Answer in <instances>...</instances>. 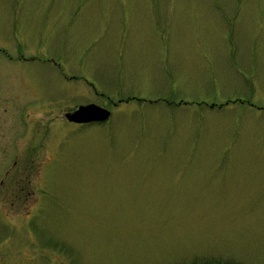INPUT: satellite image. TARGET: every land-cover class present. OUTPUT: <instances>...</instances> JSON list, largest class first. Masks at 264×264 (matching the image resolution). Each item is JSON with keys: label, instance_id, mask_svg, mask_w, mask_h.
<instances>
[{"label": "rangeland", "instance_id": "rangeland-1", "mask_svg": "<svg viewBox=\"0 0 264 264\" xmlns=\"http://www.w3.org/2000/svg\"><path fill=\"white\" fill-rule=\"evenodd\" d=\"M0 142V264H264V0H0Z\"/></svg>", "mask_w": 264, "mask_h": 264}, {"label": "flooded vegetation", "instance_id": "flooded-vegetation-1", "mask_svg": "<svg viewBox=\"0 0 264 264\" xmlns=\"http://www.w3.org/2000/svg\"><path fill=\"white\" fill-rule=\"evenodd\" d=\"M91 104L97 105V104L92 103V102L85 103V104L78 105V106H77V104H75V106H74L75 108L72 111H67V112L65 111L66 109L64 107V111H63V116L64 117L63 118H65L64 121H66V122H62V121L60 122V118L54 116L53 117V119L55 120V123L54 124H58L60 122L61 123V126L63 128L65 126H70V125H73L75 128H77V126L87 127L88 125H96V124L105 123V122H107L111 118L112 112H111L110 109H108V111L110 112V116L105 121H101V122H88V123H76V122H72V121L69 120V118H68V115L69 114H72V113L76 112L78 110V108L81 107V106H87V105H91ZM97 106H99V105H97ZM99 107H101V106H99ZM101 108H104V107H101ZM105 109H107V108H105ZM33 141H34V137L31 139V142H33ZM1 148H2V143L0 142V154H1L0 161L2 160V157H4L3 158V160H4L5 159V156H7V155H8V157L11 156L10 161L13 160L14 167H17L19 165V160L20 159H21V161H24L25 160L26 163H27V161L32 158V150H30V149H36L37 148L36 149L37 152H42V153H48L49 149H55L54 148V143L51 144V142H43V143H41V146L40 147H36V148H30L29 146L20 147V148H18V147H16V148L6 147V148H4V155H3L2 152H1ZM57 148L59 149V147H57ZM10 149H12V152H10ZM22 154L24 155V157L22 156ZM27 164L30 165L29 163H27ZM7 175L10 176L12 179L17 178V177L18 178H21V176H19L17 173H13V174L11 173V174H7ZM21 175H24V174H21ZM2 184H3V182L1 183V185ZM15 200H19V198L16 197ZM16 203H17V201H14L13 202V204H16Z\"/></svg>", "mask_w": 264, "mask_h": 264}, {"label": "water", "instance_id": "water-1", "mask_svg": "<svg viewBox=\"0 0 264 264\" xmlns=\"http://www.w3.org/2000/svg\"><path fill=\"white\" fill-rule=\"evenodd\" d=\"M110 112L97 105L91 104L87 106H81L79 109L68 115V118L72 122L76 123H88V122H101L109 118Z\"/></svg>", "mask_w": 264, "mask_h": 264}]
</instances>
